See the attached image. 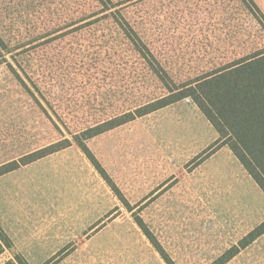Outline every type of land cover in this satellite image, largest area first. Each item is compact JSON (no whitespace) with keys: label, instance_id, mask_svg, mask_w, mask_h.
Instances as JSON below:
<instances>
[{"label":"rangeland","instance_id":"374dc122","mask_svg":"<svg viewBox=\"0 0 264 264\" xmlns=\"http://www.w3.org/2000/svg\"><path fill=\"white\" fill-rule=\"evenodd\" d=\"M119 3L179 79L247 37L242 29L193 53L184 43L196 48L188 29L199 26L179 18L201 11L194 0ZM101 9L96 0H0V31L26 43L17 60H0V165L72 141L0 176V223L14 241L0 264L15 252L31 264H168L136 215L176 264H211L264 221V193L227 145L210 153L219 135L190 97L87 140L132 211L72 136L167 93ZM258 245L248 257L264 259V237Z\"/></svg>","mask_w":264,"mask_h":264},{"label":"trees","instance_id":"16d2710c","mask_svg":"<svg viewBox=\"0 0 264 264\" xmlns=\"http://www.w3.org/2000/svg\"><path fill=\"white\" fill-rule=\"evenodd\" d=\"M96 1L102 5V12H111L126 37L146 61L149 71L161 80L167 90V93L161 97L148 99L109 119L87 126L78 134H72L78 147L87 155L118 198L132 211L130 203L91 151L87 140L187 97L196 103L219 135L211 146L210 153L227 145L264 193V0H229L231 3H238L240 7L234 6V9L243 15V18L238 17L236 13H234L236 16L227 13L223 0H194L195 6L200 7L201 11H192V14L179 18V26L186 24L199 26V29L196 27L188 29L194 31L192 38L196 48H192L190 43L185 41L186 50L194 53L207 49L223 39H230L242 29L246 31L247 37L243 40L233 37L227 52L222 55H208L202 69L186 74L183 79H179L180 77L167 67L155 51L149 48V44L129 20L120 13L121 9L118 6L121 0ZM202 4L207 6L203 8ZM95 15H86L85 18ZM240 19L246 21V27L240 25ZM181 41H184V38H181ZM25 45L24 42L20 43L11 37H6L0 31V60H3L1 62L7 61L6 54H11L17 60L20 48ZM8 63L13 67L10 62ZM71 144L72 141L65 138L26 154L19 160L0 165V176ZM201 157L203 155H200ZM136 222L165 261L168 264H176L144 219L136 215ZM263 234L264 221L211 264H226ZM13 248L12 237L0 223V254ZM13 254V258L6 264H31L22 253Z\"/></svg>","mask_w":264,"mask_h":264},{"label":"crops","instance_id":"0c3cea01","mask_svg":"<svg viewBox=\"0 0 264 264\" xmlns=\"http://www.w3.org/2000/svg\"><path fill=\"white\" fill-rule=\"evenodd\" d=\"M262 237H264V234L260 236L256 241H254L252 244H250L247 248L241 250L239 254L234 256L226 264H264V259H255L248 257L249 255H251V252L253 253L257 249V247H259L258 241ZM245 255H247V257H244Z\"/></svg>","mask_w":264,"mask_h":264}]
</instances>
